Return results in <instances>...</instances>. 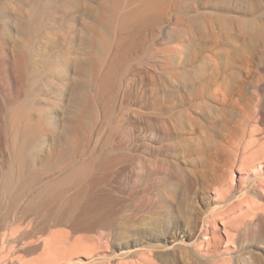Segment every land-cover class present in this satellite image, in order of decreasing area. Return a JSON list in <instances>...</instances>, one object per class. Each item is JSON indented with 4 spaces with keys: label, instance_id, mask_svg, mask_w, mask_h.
<instances>
[{
    "label": "rangeland",
    "instance_id": "rangeland-1",
    "mask_svg": "<svg viewBox=\"0 0 264 264\" xmlns=\"http://www.w3.org/2000/svg\"><path fill=\"white\" fill-rule=\"evenodd\" d=\"M263 68L264 0H0V264L78 240L89 264H264L258 193L203 174L222 147L229 175L244 159L241 90ZM230 209L224 252L201 226Z\"/></svg>",
    "mask_w": 264,
    "mask_h": 264
},
{
    "label": "bare ground",
    "instance_id": "bare-ground-1",
    "mask_svg": "<svg viewBox=\"0 0 264 264\" xmlns=\"http://www.w3.org/2000/svg\"><path fill=\"white\" fill-rule=\"evenodd\" d=\"M54 1V0H53ZM67 1V0H66ZM83 1V0H82ZM70 2V1H69ZM67 2V3H69ZM6 3V2H5ZM65 3V1H64ZM15 4V3H14ZM36 5V4H35ZM40 5V4H39ZM82 5V4H81ZM31 6V5H30ZM9 7V6H8ZM50 7V6H49ZM53 7V6H52ZM59 7V6H58ZM34 8V7H33ZM43 8V6H42ZM85 8V7H84ZM55 11V9H53ZM2 12V11H1ZM33 12V11H32ZM68 12V11H67ZM17 13V11H16ZM35 13V12H34ZM53 13V12H52ZM28 14V13H26ZM33 14V13H32ZM73 14V13H71ZM25 15V14H24ZM36 15V14H35ZM44 16V15H43ZM67 16V15H65ZM71 16V15H70ZM20 17V16H18ZM23 17V16H22ZM40 18V17H39ZM67 18V17H66ZM80 17H78L79 19ZM21 19V18H20ZM33 20V19H31ZM57 20V19H56ZM65 20V19H64ZM62 21V20H61ZM21 23V22H20ZM28 23V22H27ZM43 23V22H42ZM32 24V23H31ZM35 25V24H34ZM73 25V24H72ZM37 26V25H35ZM30 27V26H29ZM61 27V26H60ZM16 28V27H15ZM22 28V27H21ZM58 28V27H57ZM62 28V27H61ZM68 28V27H67ZM70 28V26H69ZM32 30V28H30ZM41 29V28H39ZM37 30V33L39 31ZM45 29V28H44ZM42 28V30H44ZM82 29V28H81ZM6 30V29H5ZM30 31V30H29ZM48 30H46L47 32ZM36 32V30H35ZM51 32V31H50ZM49 32V34H50ZM5 34V33H4ZM3 35V34H2ZM30 35V34H29ZM33 35V34H32ZM37 35V34H36ZM35 35V37H36ZM24 36V35H23ZM64 36V35H63ZM26 37V36H24ZM30 37V36H29ZM34 37V38H35ZM50 38V37H48ZM54 38V37H53ZM57 38V36H56ZM32 39V37H31ZM35 40V39H34ZM34 43V41H33ZM32 43V44H33ZM35 44V43H34ZM33 44V46H34ZM49 44V43H48ZM55 47V45H54ZM77 47V46H76ZM27 48V47H26ZM52 48V47H51ZM50 49V47H49ZM34 50V49H33ZM45 50V49H44ZM24 51V50H23ZM35 52V51H34ZM33 52V53H34ZM32 54V51H30ZM36 53V52H35ZM30 54V56H31ZM259 54V53H258ZM253 57V56H252ZM33 58V57H32ZM34 59V58H33ZM32 59V60H33ZM244 61V60H243ZM245 62V61H244ZM243 62V63H244ZM32 63V62H31ZM35 63V60H34ZM245 64V63H244ZM33 66V65H32ZM248 66V65H247ZM255 67V66H254ZM245 68V67H244ZM253 70V68H252ZM264 70V68H263ZM262 70V71H263ZM36 71V70H35ZM247 73H250V69L247 68L246 71ZM244 73V72H243ZM225 74V73H224ZM250 77V76H248ZM200 86V88H198ZM166 91L170 92L171 95L174 94V89L177 87V85H173L172 83H166L165 85ZM187 87L186 89L190 90V93L195 90L199 89L197 93H191L193 99L195 98H204L205 96L209 95L212 97L214 96L216 100H219L220 103L223 101H226L227 98V93L224 90H221L218 93L212 92L210 93L208 90L206 91V86L205 84H198L195 81H190L189 83L185 84ZM92 87V86H91ZM189 87V88H188ZM224 88V87H223ZM222 89V88H220ZM225 89V88H224ZM264 91V81H252L249 79H245L243 81V87L241 90V94L245 98V107H244V116H245V127L243 125V135L245 139V151L242 157L244 159L240 162L238 160L237 165L233 167L234 171L229 175L227 172V169L225 168V165H227L226 160H225V148L222 147L221 149H218L216 152L211 153L209 160L207 161L206 168L204 170V177L206 178L207 181H211L214 185H217L218 188H220L222 191L224 190H230L228 189L231 186H239L240 192H243V194H248L253 192L258 193V198L251 200V202L245 207V216L249 218H255L258 217L259 219H264V204L261 201V197L264 198V127L260 128L259 127V122L262 121L261 116L257 117L258 115L255 114L254 117H252V109L253 108H260L262 105L263 101L261 102V96L262 92ZM240 92V91H239ZM38 93V92H37ZM38 96V94L36 95ZM232 96V95H231ZM33 97V96H32ZM31 97V98H32ZM220 97V98H219ZM168 99V98H167ZM194 99V100H195ZM36 100V99H35ZM263 100V99H262ZM218 101V102H219ZM33 102V101H32ZM33 104V103H32ZM218 104V103H217ZM221 106V105H220ZM244 106V105H243ZM263 107V106H262ZM153 110V109H152ZM259 110V109H258ZM260 114V113H259ZM263 117V114H262ZM185 118V117H184ZM188 119V118H187ZM244 121V119H243ZM242 129V128H241ZM31 135V132H30ZM26 137L28 135H25ZM28 138V137H27ZM26 138V139H27ZM26 141V140H25ZM25 143V142H24ZM23 143V144H24ZM223 143V142H222ZM26 144V143H25ZM24 144V145H25ZM225 145V144H224ZM223 145V146H224ZM205 146V145H204ZM21 147V146H20ZM25 148V146L23 147ZM65 149V148H64ZM228 149V147H227ZM20 151V149H18ZM17 150V151H18ZM23 151L22 154L27 152L25 149H22ZM62 151V149H61ZM16 152V151H15ZM21 152H18V154ZM243 152V150H242ZM28 153V152H27ZM17 154V153H15ZM26 155V154H25ZM24 155V156H25ZM232 155V154H231ZM30 156V155H29ZM21 157V156H20ZM19 157V158H20ZM232 157V156H231ZM62 158V157H61ZM201 158V157H200ZM229 158V157H228ZM227 158V159H228ZM18 159V158H17ZM22 159V158H21ZM26 159V157H25ZM22 159V160H25ZM234 159V158H233ZM200 160V159H199ZM23 162V161H22ZM60 162V161H59ZM201 162V161H200ZM225 162V163H223ZM28 163V162H27ZM206 163V162H205ZM58 164V163H57ZM60 164V163H59ZM14 166V165H13ZM26 166V165H25ZM31 167V166H30ZM72 167V166H71ZM47 168V167H46ZM16 169V168H15ZM23 169V168H22ZM68 169V168H67ZM14 170V168H13ZM31 170V169H29ZM61 170V169H60ZM66 170V169H64ZM117 170V169H116ZM19 171V170H18ZM24 171V170H23ZM63 171V170H62ZM29 173V172H28ZM39 173V172H38ZM37 173V175H38ZM53 173V172H52ZM30 175V173L28 174ZM26 176V175H25ZM36 176V175H35ZM55 177V176H54ZM64 178V177H63ZM202 179V178H201ZM55 180V179H54ZM56 181V180H55ZM22 182V181H21ZM24 182V181H23ZM64 183V181H63ZM5 185V184H4ZM87 185V184H86ZM12 187V186H11ZM14 187V186H13ZM12 187V188H13ZM22 187V186H21ZM56 187V186H55ZM90 187V186H89ZM212 187V186H211ZM4 188V187H3ZM73 188V187H71ZM11 189V188H10ZM238 189V188H237ZM218 190V189H217ZM221 190L218 191L217 193L215 192L214 194L220 195ZM9 191V190H8ZM6 191V192H8ZM12 192V191H11ZM19 193V192H18ZM228 193V192H227ZM6 195V194H5ZM216 195V196H217ZM4 196V194H2ZM229 196V195H227ZM236 196L234 194L233 196L229 197H224V196H217L218 201H217V207H224L232 203L231 201L233 198ZM7 196H5L6 198ZM8 202V201H7ZM234 202V201H233ZM1 210V209H0ZM233 209L228 210L225 212V214L220 213V215L217 218H212L210 220L206 219V224L201 226V230L204 231V240L206 242L208 241V244L215 242L217 244L218 240L222 242L221 247L224 248V252L229 250L231 240L233 236H235V230L237 228L236 223H238V218L239 216L236 215L235 212H232ZM241 211V210H240ZM2 216V214H0ZM263 215V216H262ZM7 217L10 216V213L6 214ZM207 216V215H206ZM214 216V215H212ZM205 217V216H204ZM201 218V216H200ZM203 218V217H202ZM211 218V217H210ZM204 220V219H203ZM202 221V220H201ZM262 221V220H260ZM264 221V220H263ZM262 221V222H263ZM204 222V221H203ZM219 225H222L223 228H221V232L219 231ZM199 229V228H198ZM239 232V231H238ZM222 234V236H221ZM203 240V241H204ZM231 241V242H230ZM207 244V245H208ZM62 245V244H60ZM56 246L52 247V249H48L46 255L39 260V262L42 264H52L53 262L58 263V261H61L66 264H89L90 262H85L84 260H75L73 258V254L75 252H79L81 250H84L86 248H89V245H86L83 243L81 240H78L77 242L73 243L70 246ZM234 245V244H233ZM232 246V245H231ZM23 247V246H22ZM206 247V246H205ZM48 248V247H47ZM206 249H209L206 247ZM222 249V248H221ZM232 250V249H231ZM84 255V254H83ZM87 259L90 258V256L84 255ZM57 261V262H56ZM60 262V263H61ZM53 263V264H55Z\"/></svg>",
    "mask_w": 264,
    "mask_h": 264
}]
</instances>
